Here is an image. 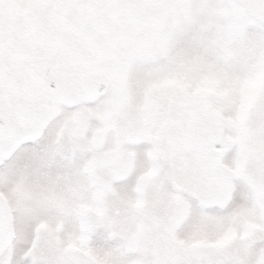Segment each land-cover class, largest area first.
I'll use <instances>...</instances> for the list:
<instances>
[{
	"label": "snow or ice",
	"instance_id": "1",
	"mask_svg": "<svg viewBox=\"0 0 264 264\" xmlns=\"http://www.w3.org/2000/svg\"><path fill=\"white\" fill-rule=\"evenodd\" d=\"M0 264H264V0H0Z\"/></svg>",
	"mask_w": 264,
	"mask_h": 264
}]
</instances>
